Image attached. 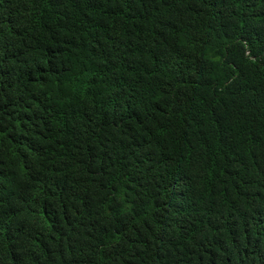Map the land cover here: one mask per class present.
Returning <instances> with one entry per match:
<instances>
[{
    "label": "trees",
    "instance_id": "16d2710c",
    "mask_svg": "<svg viewBox=\"0 0 264 264\" xmlns=\"http://www.w3.org/2000/svg\"><path fill=\"white\" fill-rule=\"evenodd\" d=\"M0 264H264V0H0Z\"/></svg>",
    "mask_w": 264,
    "mask_h": 264
}]
</instances>
